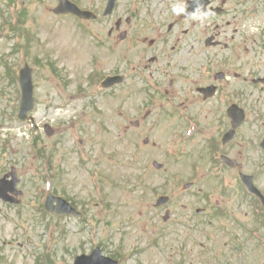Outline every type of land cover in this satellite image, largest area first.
I'll return each mask as SVG.
<instances>
[{
  "label": "rangeland",
  "instance_id": "374dc122",
  "mask_svg": "<svg viewBox=\"0 0 264 264\" xmlns=\"http://www.w3.org/2000/svg\"><path fill=\"white\" fill-rule=\"evenodd\" d=\"M70 1L97 7L98 21L54 15L57 0H0V179L13 169L22 193L19 205L0 201V264H72L96 247L118 264H264V213L237 171L218 161L223 122L212 112V100L208 105L189 95L173 103L154 95L141 80L129 79L111 90L99 85L108 70L123 72L127 61L135 60L138 29L147 38L144 46L157 36L179 34L184 48L173 52L178 60L173 66H179L180 85H188L200 69L229 73L222 82L225 97L240 96L246 121L228 141V155L264 193L259 147L264 87L251 84L264 76V51L259 49L264 0L256 1L255 16L242 12L244 6L254 7L252 0L247 5L216 0L231 10L215 32L225 48L217 44L195 56L182 32L190 29L180 16L185 0H141L153 9H140L146 20L131 25L115 20L125 12L135 15L128 10L130 0H120L110 21L103 16L107 0ZM151 10L163 24L158 30L146 23L152 22L147 17ZM175 18L179 30L169 32ZM93 34L105 39V46H98ZM111 43L118 53L108 51ZM124 51L127 57L118 56ZM24 64L33 70L35 108L30 115L41 129L50 126L52 137L17 121ZM185 69L193 72L187 81L182 79ZM178 89L177 83L173 93ZM181 104L198 120L188 129L173 114ZM47 192L65 199L82 217L58 219L46 213ZM161 196L169 201L156 208Z\"/></svg>",
  "mask_w": 264,
  "mask_h": 264
},
{
  "label": "flooded vegetation",
  "instance_id": "af4514ba",
  "mask_svg": "<svg viewBox=\"0 0 264 264\" xmlns=\"http://www.w3.org/2000/svg\"><path fill=\"white\" fill-rule=\"evenodd\" d=\"M194 1V0H193ZM204 0H200L198 7H193V9L196 8H200L199 6L202 5ZM209 3L206 7L207 11H212L213 13L207 17H203L202 13H200V11L195 14L193 17H191V27L192 31L188 34L187 37V41H186V48H188V46H190L189 51L191 53V56H195L197 54H203L204 53V48H209V47H213V48H217L218 45H222L223 43H221V41L217 40L220 36V34H215V32L219 29L220 25L222 24V26H224V18L227 16L231 15V10H227L225 3H216V0H207ZM234 17V15H233ZM136 19V18H135ZM235 19V18H234ZM121 20H117L116 22H118V24L120 23ZM218 21V22H217ZM230 23L231 20H228ZM131 18H126L124 23L127 25H131ZM199 27V28H197ZM200 27H202L200 29ZM174 28L173 24H172V28L170 31H172ZM209 30L211 31L210 34L205 35L204 33L209 32ZM199 33V34H197ZM137 38L138 43H134L133 46L134 48H141V44L145 43L146 40L145 39H140V35H135ZM159 40H152L149 42V45L147 47L148 50L152 51L154 50V47L158 44L159 47L156 51V57H153L150 60L151 64H146V65H142V60H138L136 63L132 62L129 63L128 66H131V71L132 73L136 74L137 76L141 77L143 74H145V71H148V77L150 79L156 80L158 82H166L168 88H164V91H166L165 93H169V91H171V97L170 100H173V103H175V100L184 97H187L189 95L192 96V98H194L196 101L202 102V103H207L208 105L210 104L209 102H211L212 100V112H214L215 114H217V118L218 121L223 122L222 125L220 126V128H222V135H224L225 133H227L229 130H231V120L228 119L227 117V110L229 107H231L232 105H240V100H234L233 103L232 101L228 103L227 106V102H226V97H225V92L224 89L225 87L223 86L221 81H217L215 80V75L218 73L214 74V77L212 78L213 81H211V79L209 77L204 76L201 79H197V80H191V82L188 85H180V83L178 82L177 77L173 76V63L176 62L175 60H173V54H166L164 53V49H165V45H163V42L161 41L160 37L157 36ZM125 36L123 35L124 39ZM155 41V42H153ZM177 41H179V37L177 36ZM171 42L173 43V36L171 39ZM214 45H217L216 47H214ZM115 47V43H111L107 45V48L113 52V49ZM198 48L197 50L195 48ZM223 47L225 48V45L223 44ZM144 49V48H141ZM171 49V53L173 52V45L170 47ZM125 57V51L123 52ZM219 55V54H217ZM162 58H163V63L162 62ZM127 66V63H126ZM177 70V67H176ZM185 74H193V72H187V70H184ZM176 74H179V70L178 72H176ZM189 77V76H188ZM197 77L199 76V72L197 74ZM128 78V77H127ZM178 83V87L181 89L179 90L178 94H174L173 93V87L175 84ZM162 85V84H160ZM212 87V89L210 91H208L207 93H201V89L204 88H209ZM170 89V90H169ZM209 94H212L211 97H205L208 96ZM190 97V96H189ZM239 102V104H236V102ZM214 103H216L214 105ZM175 110L173 111L174 114L176 116H180L183 120H187V121H192L194 118H196L194 115L188 114L189 112L187 111V107L183 106L182 104L177 108L176 106H174ZM180 112V113H179ZM197 119H194V121H196ZM225 121L228 122L225 123ZM226 126H228V129H226ZM235 132H238L235 131ZM236 134V133H235ZM235 137V136H234ZM222 154L220 156L221 157H228L229 159H231L233 162L232 164H234L236 167L235 168H231L229 166H225L228 169H232L237 171L238 176L241 175V171H242V165L241 164H237V162L235 161V159H233L232 157H230L228 155V152H231L229 150V147H227V145H223L222 146Z\"/></svg>",
  "mask_w": 264,
  "mask_h": 264
}]
</instances>
